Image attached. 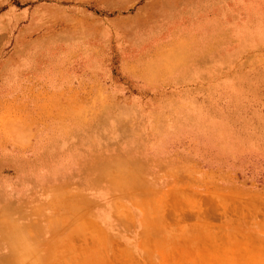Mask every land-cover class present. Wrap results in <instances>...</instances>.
<instances>
[{"label": "rangeland", "instance_id": "374dc122", "mask_svg": "<svg viewBox=\"0 0 264 264\" xmlns=\"http://www.w3.org/2000/svg\"><path fill=\"white\" fill-rule=\"evenodd\" d=\"M262 31L194 88L119 73L66 89L64 120L23 121L0 153V257L264 264Z\"/></svg>", "mask_w": 264, "mask_h": 264}, {"label": "crops", "instance_id": "0c3cea01", "mask_svg": "<svg viewBox=\"0 0 264 264\" xmlns=\"http://www.w3.org/2000/svg\"><path fill=\"white\" fill-rule=\"evenodd\" d=\"M263 26L264 0H0V153L23 121L64 120L66 89L101 88L119 73L194 88L230 73Z\"/></svg>", "mask_w": 264, "mask_h": 264}]
</instances>
